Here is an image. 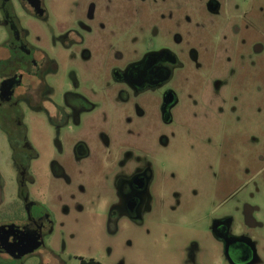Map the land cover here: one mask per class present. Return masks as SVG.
Here are the masks:
<instances>
[{"label":"flooded vegetation","instance_id":"af4514ba","mask_svg":"<svg viewBox=\"0 0 264 264\" xmlns=\"http://www.w3.org/2000/svg\"><path fill=\"white\" fill-rule=\"evenodd\" d=\"M45 1L0 0V264H43L48 255L58 263L56 224L88 212L111 232L121 222L143 224L165 165L138 145L142 129L150 126L155 146L167 148L182 96L194 118L211 104L237 114L239 93L223 91L250 76L247 66L264 69V0H82L76 25L53 37L55 54L32 43L21 21L45 19ZM195 30L224 55L222 77L221 63L205 65L201 51L214 54L191 41ZM165 33L171 44L159 39ZM36 139L53 145L48 161ZM245 143L259 148L242 153V175L229 171L204 212L212 249L194 239L182 264H264V140Z\"/></svg>","mask_w":264,"mask_h":264},{"label":"rangeland","instance_id":"374dc122","mask_svg":"<svg viewBox=\"0 0 264 264\" xmlns=\"http://www.w3.org/2000/svg\"><path fill=\"white\" fill-rule=\"evenodd\" d=\"M81 1L46 0L48 14L45 19L22 16L28 39L55 54L51 47L52 39L59 31L76 25L82 11H78L75 2ZM132 5L135 6V3ZM199 16L204 17L205 13ZM144 29H136L139 40L132 47L142 43ZM95 35L103 44L108 41L103 32L96 31ZM200 35L201 32L195 30L191 41L216 56L206 59V54L201 51L205 65L208 62L221 63V67L215 70V76L222 77L220 73L225 74L226 62L220 60L224 55L216 52V44L214 49H209L211 40ZM225 37L230 42L234 36L231 31H226ZM159 39L172 43L166 33ZM261 63L257 65L259 71L263 69L264 60ZM253 69L247 66L244 72L251 77L246 76L242 81L235 77L223 91L230 94V98L239 93L238 102H234L237 114L230 113L229 109L227 113L218 114L214 104H211L209 109L203 108L201 114L194 118L191 116L192 108L184 101L186 96L180 94L183 101L176 111L179 121L169 128L171 135L167 148L158 149L151 139V127L141 126L143 129L138 145L153 149L156 166L162 169V163L165 165L164 173H155L151 189L152 211L145 216L143 224L121 222L115 232H111L94 211L56 224L54 248L59 259L58 263L53 264H79L80 258H94L103 264H182L184 247L194 239L203 248L211 250L212 238L206 231L207 221L204 219L207 203L214 200L215 192L226 184L229 171L237 176L242 175V170L248 165L242 153H256L259 148L248 145L245 139L258 135L264 140V69L262 73ZM202 85L203 98L209 100L211 86L206 81ZM180 121L185 124H180ZM35 141L39 152L48 161L53 145L50 143L48 147L38 139ZM45 184L52 187L53 180L47 177ZM260 185L264 189V179ZM203 257L204 254H201ZM48 260L49 255L43 264H48ZM203 261L206 260L203 258Z\"/></svg>","mask_w":264,"mask_h":264},{"label":"trees","instance_id":"16d2710c","mask_svg":"<svg viewBox=\"0 0 264 264\" xmlns=\"http://www.w3.org/2000/svg\"><path fill=\"white\" fill-rule=\"evenodd\" d=\"M79 264H103L100 261L94 259V258H80Z\"/></svg>","mask_w":264,"mask_h":264}]
</instances>
